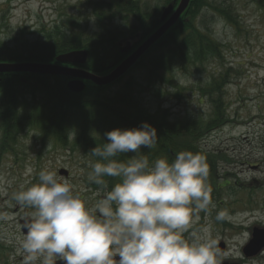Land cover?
Returning <instances> with one entry per match:
<instances>
[{"label": "rangeland", "instance_id": "obj_1", "mask_svg": "<svg viewBox=\"0 0 264 264\" xmlns=\"http://www.w3.org/2000/svg\"><path fill=\"white\" fill-rule=\"evenodd\" d=\"M85 1L0 0L1 37L10 39L17 29L23 28H28V34L36 35L41 27L50 28L55 23H64L68 18L79 22L83 30H95L98 27L97 17L89 5L96 0H90L89 4ZM224 1L231 6L238 27L232 29L220 13L212 19L209 30L220 43V58L202 63L199 69L194 66L186 73L175 72L174 86L165 89L159 87V92H165L162 97H157L154 90L144 85V76L139 68L132 72L140 106L154 111L159 103L168 110L166 115L173 121H209L214 118L216 113L213 106L205 103L198 88L203 85L207 88L215 71L220 77L222 73L228 76V79L223 77L227 83L224 87V102L228 104L225 125L210 133L207 130L201 133L203 136H199L197 142L196 135H187L188 139H184L191 142L194 146H190L200 154L208 152V155L218 156L211 162L215 173H211L208 168V176L212 180L211 185L207 184L210 190L217 191L209 192L211 203L207 211L193 207L192 224L185 233V238L191 239L202 235L203 228H208L216 247L220 241H225L227 251L225 255L218 256V262L219 258L235 260L240 255L247 233L239 229V225L245 228L258 222L264 227V8L252 0H220L219 6L222 8L226 6ZM105 15L103 18H108V14ZM122 23L117 18L113 20V24L121 28L124 27ZM131 44H135L134 41ZM86 61L82 66H85ZM120 85H114L111 92ZM177 90L182 91L180 95H176ZM29 94L16 102L18 109L30 107ZM2 95L0 91V98ZM19 111L22 118L25 113L21 109ZM1 132L0 129V214L5 218L0 219V246H3L0 247V264H23L24 257L19 248L23 238L21 228L10 221L15 218L14 209L27 207L19 205L13 194L37 183L41 170H54L57 173L61 169L67 170L74 190L81 194L90 208H95L107 193L88 185L91 181V165L98 158L92 155L90 148L73 142L77 135L72 131L69 132L66 145L51 142L43 144L28 126L17 137L10 135L4 138L7 136ZM158 146L154 147L158 153H162ZM145 149L143 146L142 155ZM134 155V152L126 154L125 163ZM174 159L175 156H172ZM205 159L206 163L210 160ZM103 179L109 186L108 191L121 181L120 177L110 176L109 179L104 176ZM226 182L230 183L225 188L219 186L221 183L228 184ZM222 197L230 203L218 205ZM29 209L32 214L34 210ZM220 212L225 214V220L221 222L216 219ZM31 214L27 215L26 212L20 215L21 222H26Z\"/></svg>", "mask_w": 264, "mask_h": 264}, {"label": "trees", "instance_id": "obj_2", "mask_svg": "<svg viewBox=\"0 0 264 264\" xmlns=\"http://www.w3.org/2000/svg\"><path fill=\"white\" fill-rule=\"evenodd\" d=\"M172 1L174 0H96L90 7L97 17L98 27L92 31L81 29L80 23L71 18L59 25L55 23L50 28L41 27L36 35L28 34V28L17 29L10 39L1 37L3 31L0 27V63H53L60 54L86 50L87 61L81 67L103 76L124 59L118 44L123 40L134 41V45L143 41L159 25L161 8ZM252 1L264 5L263 0ZM224 3L226 6L222 8L219 6L220 0H190L188 8L174 26L135 64L126 78L114 83L121 85L114 88L113 92L111 88L114 85L96 87L86 82L84 92L75 94L66 89L65 78L28 74L1 75L0 91L8 99L4 95L0 98L1 134L7 136L4 138H9L10 135L17 137L28 126L43 144L66 145L69 132L72 131L77 135L74 143L93 149L108 142L105 133L116 128L139 127L147 122L156 128V145L161 147L162 152L158 153L155 147H146L145 154L150 164L163 157L172 161V156L181 151L200 153L194 150L191 142L184 139H188L187 135H196L197 142L199 136H203L201 133L206 130L210 133L225 125L228 104L224 102V87L227 83L225 84L223 77L228 79L227 74L222 73L220 77L218 71H215L209 86L198 88L205 103L213 106L216 113L214 118L209 121H173L166 115L168 110L159 103L154 111L140 106L132 72L139 68L144 76V85L154 90L157 97H162L165 92H159V87L165 89L167 86H174L175 72L186 73L194 66L199 69L202 63L220 58V43L209 30L212 19L220 13L232 29L238 27L231 6L225 1ZM105 14H108V18H103ZM116 18L123 22V28L113 24ZM217 78L220 80L217 81ZM181 92L177 90L176 95ZM27 94L31 100L30 107H19L25 113L21 118L16 102ZM128 153L118 154L115 159L125 162L124 156ZM203 156L210 159L207 161L208 168L211 173H215L211 162L214 158L218 159V156ZM211 180L208 176V185H211ZM220 187L225 188L226 185ZM219 204L223 205L222 201Z\"/></svg>", "mask_w": 264, "mask_h": 264}, {"label": "clouds", "instance_id": "obj_3", "mask_svg": "<svg viewBox=\"0 0 264 264\" xmlns=\"http://www.w3.org/2000/svg\"><path fill=\"white\" fill-rule=\"evenodd\" d=\"M105 135L108 142L90 151L99 158L90 180L121 181L95 208L54 170H41L37 183L13 194L19 205L34 210L19 243L23 264H218L220 253L208 228L185 238L193 207L207 211L211 203L205 157L181 151L172 161L163 157L150 164L140 149H152L158 136L147 122ZM128 152L135 155L126 163L115 159Z\"/></svg>", "mask_w": 264, "mask_h": 264}, {"label": "water", "instance_id": "obj_4", "mask_svg": "<svg viewBox=\"0 0 264 264\" xmlns=\"http://www.w3.org/2000/svg\"><path fill=\"white\" fill-rule=\"evenodd\" d=\"M190 0H180V3L176 10H174V5L170 4L164 8L160 17V22L165 21L169 15L172 16L164 23L162 26L154 32L146 41L143 42L128 58H126L120 65H118L110 74L103 77H96L93 74H90L86 71L79 69H69L60 67L59 65H46V64H34V63H23V64H0V74L3 73H29L34 75L41 76H63L71 78L67 83V89L71 92L78 93L83 90L84 83L83 81H91L97 86H106L124 75L132 66L135 64L139 58L146 53L149 48L157 42L167 31L179 16L184 12V9L187 8ZM131 50L129 43L126 44L124 48H121L120 51L123 54H127ZM87 53L84 51H75L67 54L60 55L56 58V62L67 65H83L86 61ZM255 245V242L250 243L247 249H250ZM221 247V245H220Z\"/></svg>", "mask_w": 264, "mask_h": 264}, {"label": "flooded vegetation", "instance_id": "obj_5", "mask_svg": "<svg viewBox=\"0 0 264 264\" xmlns=\"http://www.w3.org/2000/svg\"><path fill=\"white\" fill-rule=\"evenodd\" d=\"M14 214H15V218H14V222L16 226H20L21 228V219L19 218L20 215H22L23 213L27 212V215L31 214L30 209L29 208H22L21 210L19 208L14 209ZM21 213V214H20ZM263 227L262 225H252V226H248L246 228L247 231V239L244 243L243 246H245L249 240H251L252 238V228L251 227ZM19 231V230H18ZM24 235L21 233V237H23ZM243 246H241V250H240V255L237 257L236 260L233 259H221L219 260L218 264H264V247L262 249H260L259 251H257L256 254L251 253L250 255H245L244 251H243ZM224 248V252L226 250V245L223 247ZM249 252V251H248ZM116 259L118 260L119 257H116ZM15 264H19L18 262H15ZM57 264H64V261H57Z\"/></svg>", "mask_w": 264, "mask_h": 264}]
</instances>
